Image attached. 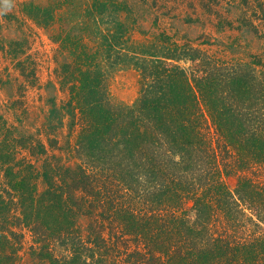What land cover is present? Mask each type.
<instances>
[{"label": "trees", "instance_id": "obj_1", "mask_svg": "<svg viewBox=\"0 0 264 264\" xmlns=\"http://www.w3.org/2000/svg\"><path fill=\"white\" fill-rule=\"evenodd\" d=\"M99 1L94 37L61 46L69 98L52 113L76 141L0 129V264H264V46L168 30L138 40ZM239 3L260 38L264 0ZM123 63L140 75L131 105L107 85L105 68Z\"/></svg>", "mask_w": 264, "mask_h": 264}, {"label": "rangeland", "instance_id": "obj_2", "mask_svg": "<svg viewBox=\"0 0 264 264\" xmlns=\"http://www.w3.org/2000/svg\"><path fill=\"white\" fill-rule=\"evenodd\" d=\"M96 1L0 0V129H10L15 137L24 134L26 141H42L49 145L50 139L58 147L76 141L79 127L70 128L71 118L67 115L60 125L52 109L55 104L57 109L60 108L69 98L59 77L61 64L68 58L70 60L68 53L61 48L62 40L68 34L72 38L71 45L76 44V37L80 34L94 37L96 26L90 22V17ZM239 1L99 2H105L102 4L105 21L119 19L138 40L148 39L145 34L168 30L179 32L182 40L189 37L196 45H200L203 40L213 39L215 31H222L219 36L221 39L230 42L231 38H239L242 51L256 53L264 46V38H261L264 36V28L261 27L260 38L255 35L253 27L247 26L248 22L244 20L245 17L250 19L253 12ZM108 30L121 31L117 24L102 25L100 28L103 33ZM85 42L93 46L98 41L89 38ZM215 50L213 48L211 52ZM105 69L112 101L116 105L133 104L140 89L138 71L124 63ZM70 129H74L73 132ZM32 135L33 139H29ZM53 154L63 155L58 149L50 150L49 155ZM24 156L28 157V152L19 154L18 158ZM235 183L234 177L228 180L232 188ZM42 189L43 185L40 184ZM87 223L84 217L79 221L82 229L86 228ZM23 264L35 263L30 256H26Z\"/></svg>", "mask_w": 264, "mask_h": 264}, {"label": "crops", "instance_id": "obj_3", "mask_svg": "<svg viewBox=\"0 0 264 264\" xmlns=\"http://www.w3.org/2000/svg\"><path fill=\"white\" fill-rule=\"evenodd\" d=\"M215 32H216V34L213 35V36H215V37H217V38H221V37H219V36H221V33L217 32V31H215ZM213 33H214V32H213ZM209 36H211V35L209 34Z\"/></svg>", "mask_w": 264, "mask_h": 264}]
</instances>
